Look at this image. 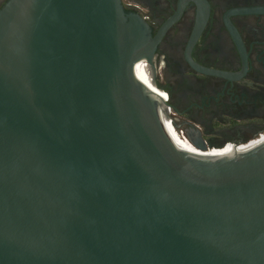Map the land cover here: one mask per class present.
<instances>
[{"label":"water","instance_id":"1","mask_svg":"<svg viewBox=\"0 0 264 264\" xmlns=\"http://www.w3.org/2000/svg\"><path fill=\"white\" fill-rule=\"evenodd\" d=\"M154 44L121 0L1 8L0 264H264V142L178 148Z\"/></svg>","mask_w":264,"mask_h":264},{"label":"flooded vegetation","instance_id":"2","mask_svg":"<svg viewBox=\"0 0 264 264\" xmlns=\"http://www.w3.org/2000/svg\"><path fill=\"white\" fill-rule=\"evenodd\" d=\"M8 2L0 0V10ZM121 3L155 42L143 60L168 94L176 131L209 149L243 147L264 134V0Z\"/></svg>","mask_w":264,"mask_h":264},{"label":"bare ground","instance_id":"3","mask_svg":"<svg viewBox=\"0 0 264 264\" xmlns=\"http://www.w3.org/2000/svg\"><path fill=\"white\" fill-rule=\"evenodd\" d=\"M135 74L137 79H139L142 83H144L145 85H147L148 87H150L151 89H153L158 95L159 97H161L162 100H165L163 93L156 88V86L154 85L153 81H152V74L150 72V68L147 65L146 61H141L139 62L136 67H135ZM152 75V76H151ZM160 113H161V118H162V123L164 126V129L166 131V133L168 134V136L170 137V139L172 140V142L180 149L190 152V153H194L197 155H207L204 154V152L197 150L190 141H188L187 139H185L178 131H176L177 129L174 128V124L173 122L171 123V121L169 120V117L166 115V113L160 109ZM264 142V135L260 138H258L255 142L248 144L246 146L240 147V146H236V148H231V149H213V150H209V154L208 155H231L234 151H248L251 152L252 150L257 149L259 146L262 145V143ZM250 143V142H249ZM239 147V148H238Z\"/></svg>","mask_w":264,"mask_h":264},{"label":"built area","instance_id":"4","mask_svg":"<svg viewBox=\"0 0 264 264\" xmlns=\"http://www.w3.org/2000/svg\"><path fill=\"white\" fill-rule=\"evenodd\" d=\"M157 87V86H156ZM162 93H163V96H164V98H165V101L167 102L168 101V94H166L164 91H162V90H160ZM171 123H172V120H171ZM264 134H260L259 135V137H262ZM184 137V136H183ZM258 137V138H259ZM185 139H187L186 137H185ZM241 145H243V144H241Z\"/></svg>","mask_w":264,"mask_h":264},{"label":"rangeland","instance_id":"5","mask_svg":"<svg viewBox=\"0 0 264 264\" xmlns=\"http://www.w3.org/2000/svg\"><path fill=\"white\" fill-rule=\"evenodd\" d=\"M254 139V138H253ZM255 139H257V138H255ZM246 145V144H245Z\"/></svg>","mask_w":264,"mask_h":264}]
</instances>
